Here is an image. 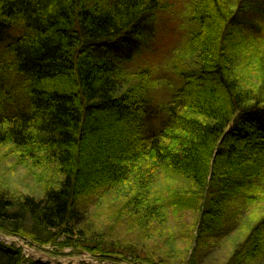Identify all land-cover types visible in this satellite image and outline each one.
Instances as JSON below:
<instances>
[{"label": "trees", "instance_id": "trees-1", "mask_svg": "<svg viewBox=\"0 0 264 264\" xmlns=\"http://www.w3.org/2000/svg\"><path fill=\"white\" fill-rule=\"evenodd\" d=\"M258 2L192 0L188 48L198 50V63L179 72L167 103L152 105L142 85L128 84L123 63L161 0H0V147L10 144L17 164L41 170L42 188L39 195L0 188V231L84 251L99 264H167L93 234L91 215L105 218L109 209L110 220L134 227L138 247L149 249L154 236L173 242L170 215L188 212L194 223L179 237L193 250L185 264H195L227 218L258 201L264 213V73L244 81L236 71L243 61L226 40ZM236 37L243 53L263 48L253 61L241 57L264 70V38L244 42L239 30ZM165 174L185 187L155 193ZM89 195L91 213L79 206ZM248 217L246 238L223 264H264V214L252 209ZM0 264L49 263L0 243Z\"/></svg>", "mask_w": 264, "mask_h": 264}, {"label": "rangeland", "instance_id": "rangeland-1", "mask_svg": "<svg viewBox=\"0 0 264 264\" xmlns=\"http://www.w3.org/2000/svg\"><path fill=\"white\" fill-rule=\"evenodd\" d=\"M191 1L192 0H161L162 8L157 12L156 19L151 26H149L150 30H148V34L144 36L142 41L135 45L131 59L123 63L125 71L130 76L128 84L142 85V92L144 91L147 96L151 98L152 105L167 103L170 98L171 89L178 87L181 83L179 72L194 69L197 65L196 63H198V50L195 48H188V35L196 28L189 20L190 15L188 7ZM244 13L243 16L240 15L237 18L236 26L232 30L231 36L226 39L228 40L227 47L232 51L231 53L235 55V57H238V60L243 61L241 63L238 62L240 67L236 68L241 78L244 81L255 83L259 75L264 73V70L258 71L257 73L254 67L255 62H251L252 64L248 65L244 62L246 60L243 59L241 55L245 54L248 59L250 57L252 60L254 53H256V51H262L263 48H256L255 43L251 49L245 46L246 51L244 53V50H236L235 47L240 44V39L236 37V34L239 30L240 34L243 36V40H245L244 42H250L252 38H264V0H259L254 7L252 6L251 9ZM229 40H231L232 43H230ZM246 44L249 45L248 43ZM226 51L227 48L225 52ZM257 59H259V57H257ZM231 68L235 69L234 63L231 65ZM147 124L150 125L149 123ZM16 162L15 153L10 144L0 147V188L4 187L3 189L9 193L20 192L23 194L39 195L42 192V188L37 180L39 179L38 174L41 173V170L25 166L26 163L24 162L22 164H17ZM181 187H185L182 180H177L176 178L171 180L170 176L165 174L162 178L160 177V180L154 188V192L159 194L165 193L166 196L172 189ZM92 199V195L88 197L84 196L80 200L79 206H85L87 209L86 212L91 213V206L88 203L92 204ZM101 204H105L108 209L111 202L105 203L103 201ZM258 204L259 201L254 206L248 207V209L244 208L245 211L241 216L227 218L226 222L221 224V228L218 229L220 233H216L215 231L214 234L207 235L206 242H208V251L205 254L203 251H199L195 264H223L225 261L227 263L228 256L233 251V246H235L236 243H243L246 238L244 234L242 235V228L247 225L248 220H251V218L248 217L249 212L253 209V213L256 215L264 214L262 213L263 211L258 209ZM118 205L120 206L121 204ZM88 213L86 218L90 215ZM109 213L110 211L108 209L105 218L103 216L99 217L97 214L91 215L94 221L93 223L97 228V230L94 228L93 234L99 233L104 235L107 233L110 238H106V241L117 240L123 247L136 246L137 249H135V254L145 256L148 253L157 263V260L161 258L166 259L167 264L187 263L189 257L184 259V254H190L193 250L187 251L189 249L188 242L190 240L187 242L179 236H182L181 231L184 228H192V223H194L192 214L188 212H177L172 215L173 218H171L170 215V225L173 228L172 234L176 236L172 239L173 242L169 240L165 244H158L154 236L150 240H147L149 246H143L150 248L143 249L138 247L140 238L139 232H136L134 227L128 225L127 222L111 221ZM181 222H186L185 227H182V224L180 225ZM188 231L192 233L191 229ZM77 232L75 231L73 239H76L77 236L75 234H77ZM0 235L8 236L9 234L0 232ZM11 236L14 238L16 237V235ZM1 241L3 242V240ZM1 241L0 243H2ZM2 244L5 245L4 243ZM10 246L20 249L21 252L23 251V256L28 257V260L35 261L39 259L42 263L48 260H58L60 264H79L82 261L86 262L89 259L88 256H91L84 251L77 252L71 248L59 249L57 245H41L32 241L23 244H20L18 241ZM167 252L170 253L171 257ZM207 254L211 256H207ZM91 257L94 258L93 256ZM83 258L85 259L82 260ZM142 264H145V262Z\"/></svg>", "mask_w": 264, "mask_h": 264}, {"label": "built area", "instance_id": "built-area-1", "mask_svg": "<svg viewBox=\"0 0 264 264\" xmlns=\"http://www.w3.org/2000/svg\"><path fill=\"white\" fill-rule=\"evenodd\" d=\"M0 239L1 240H3V242L2 243H4L5 245H8V246H10V245H12L14 242H18L19 241V243L20 244H23V243H29V241L28 240H26V239H22V238H19V237H12L11 235H8V236H2V235H0ZM20 248V247H19ZM23 252V251H22ZM89 257V259L86 261V262H84V263H89V264H99V262L97 261V260H95V259H93L91 256H88ZM85 258H83L82 260H84ZM83 262V261H82Z\"/></svg>", "mask_w": 264, "mask_h": 264}]
</instances>
